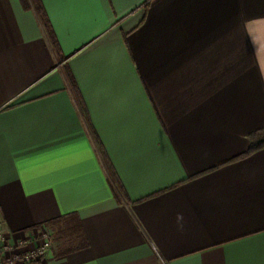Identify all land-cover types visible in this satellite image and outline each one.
<instances>
[{
    "label": "crops",
    "instance_id": "obj_1",
    "mask_svg": "<svg viewBox=\"0 0 264 264\" xmlns=\"http://www.w3.org/2000/svg\"><path fill=\"white\" fill-rule=\"evenodd\" d=\"M38 3L0 0L7 239L45 226L42 264H264V0Z\"/></svg>",
    "mask_w": 264,
    "mask_h": 264
},
{
    "label": "built area",
    "instance_id": "obj_2",
    "mask_svg": "<svg viewBox=\"0 0 264 264\" xmlns=\"http://www.w3.org/2000/svg\"><path fill=\"white\" fill-rule=\"evenodd\" d=\"M38 234L35 239L21 235L11 241L7 239L0 222V264H42L50 248L48 229L43 226Z\"/></svg>",
    "mask_w": 264,
    "mask_h": 264
},
{
    "label": "trees",
    "instance_id": "obj_3",
    "mask_svg": "<svg viewBox=\"0 0 264 264\" xmlns=\"http://www.w3.org/2000/svg\"><path fill=\"white\" fill-rule=\"evenodd\" d=\"M23 7L25 8H29L31 6L34 7L36 13L38 14V16L41 18L42 17V13L40 11V7H39V3L38 0H20ZM41 23L43 24L48 37L51 41V43L53 44V47L56 48V42L54 40V36L51 33V31L49 30V27L46 23V21L44 19H41ZM248 140H249V147L247 149V151L245 152V154H249L261 147H264V127L260 128V129H256L254 131H252L249 135H248Z\"/></svg>",
    "mask_w": 264,
    "mask_h": 264
}]
</instances>
